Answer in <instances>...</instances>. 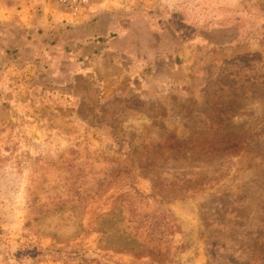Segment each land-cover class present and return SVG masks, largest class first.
<instances>
[{
  "label": "rangeland",
  "instance_id": "374dc122",
  "mask_svg": "<svg viewBox=\"0 0 264 264\" xmlns=\"http://www.w3.org/2000/svg\"><path fill=\"white\" fill-rule=\"evenodd\" d=\"M92 7L130 67L96 91L20 53L87 21L0 0V264H264V0Z\"/></svg>",
  "mask_w": 264,
  "mask_h": 264
},
{
  "label": "crops",
  "instance_id": "0c3cea01",
  "mask_svg": "<svg viewBox=\"0 0 264 264\" xmlns=\"http://www.w3.org/2000/svg\"><path fill=\"white\" fill-rule=\"evenodd\" d=\"M80 20L90 25L77 36L71 31L60 32L54 19L50 21L47 14L42 16L40 23L44 31L38 36V44L25 41L21 55L31 54L37 57L35 61L40 57L38 61L46 74L44 81L60 85V88L72 87L83 80L96 91L101 84L95 82L126 80L130 68L128 52L124 38L112 36L118 29L112 14L94 8ZM70 97L73 98L72 95Z\"/></svg>",
  "mask_w": 264,
  "mask_h": 264
},
{
  "label": "built area",
  "instance_id": "2783aa9c",
  "mask_svg": "<svg viewBox=\"0 0 264 264\" xmlns=\"http://www.w3.org/2000/svg\"><path fill=\"white\" fill-rule=\"evenodd\" d=\"M46 4L56 7L69 20L76 21L92 13V0H44Z\"/></svg>",
  "mask_w": 264,
  "mask_h": 264
}]
</instances>
